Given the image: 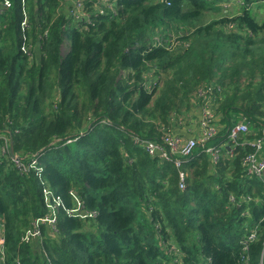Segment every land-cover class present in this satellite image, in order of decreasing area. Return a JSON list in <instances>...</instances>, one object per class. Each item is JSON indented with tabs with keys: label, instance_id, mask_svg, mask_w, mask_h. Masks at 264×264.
<instances>
[{
	"label": "trees",
	"instance_id": "1",
	"mask_svg": "<svg viewBox=\"0 0 264 264\" xmlns=\"http://www.w3.org/2000/svg\"><path fill=\"white\" fill-rule=\"evenodd\" d=\"M26 4L30 56L20 49L21 0H0V264H264V180L241 165L250 147L217 164L197 147L182 190L177 168L133 140L186 116L206 83L224 86L216 143L242 117L255 137L264 19L243 6L205 20L209 0H117L85 26L59 0ZM3 137L41 169L20 172L1 153ZM44 190L59 201L55 229L43 223L21 240L50 210Z\"/></svg>",
	"mask_w": 264,
	"mask_h": 264
},
{
	"label": "built area",
	"instance_id": "2",
	"mask_svg": "<svg viewBox=\"0 0 264 264\" xmlns=\"http://www.w3.org/2000/svg\"><path fill=\"white\" fill-rule=\"evenodd\" d=\"M1 2L6 8L10 5L11 0H1ZM91 2L92 7H95V10L93 11L94 13L87 11L85 0H72L70 4H68V8L73 18L78 22H82L85 26L86 24H93L92 19L95 14L106 15L109 14V12L116 11L117 0H92ZM252 2L257 3L258 0H249L248 2H246V0H234L233 5L237 6V11L243 6L248 7ZM261 2H264V0ZM222 5L225 8L231 6L228 0H224ZM23 13V18L27 19V22L24 21L23 24L20 22L22 37L21 46L23 43L28 45L29 41L27 35V29H29L28 14L25 11ZM23 25L28 27L24 29ZM233 26V22H229L227 27L232 28ZM39 38L41 37L39 36ZM28 50H26V54ZM28 55L30 56V51ZM152 74L153 73H150L149 75L152 76ZM151 78H155V76L153 75ZM203 88L205 91L202 90ZM211 88V85L208 87H200L197 90L198 92H195L194 94L195 99H193L192 102L194 103L197 101L199 103L200 117L198 120L197 130L193 135L184 137L180 134L173 133L170 126H162L160 128L159 136L154 138L135 136L133 139L134 142L137 143L148 155L157 157L163 161L171 162L178 170V186L182 190L186 188V180L189 175L188 169L185 168V164L189 162L194 150L197 147H202V150L208 155L212 164H217L221 157L225 155L230 157L234 156L237 153L238 147L244 148L248 146L250 149L243 154L241 158V165L248 175H254L259 179L264 180V121L261 122L259 129L255 131L256 136L253 138H247L246 135L249 133V121L242 117L231 127L227 128L226 133L221 138L219 143L211 144L210 141L215 139V137H219L220 131L223 129V125L219 122V116H217L214 111L213 100H211L210 95L212 90ZM3 139L4 144L1 148V153H9L11 161L20 172H27L30 169H41L37 156H34L30 161L24 163L20 155L10 153V141L6 137H3ZM44 193L45 199L48 201L47 206L50 210L44 216L34 219L33 225L25 231L21 240L28 241L33 237L40 236V225L43 223L49 225L50 228L55 229L57 209H54L52 205L57 208L59 201L56 198L53 199L55 202L50 201V192L48 190H44ZM87 214L92 215L95 213L91 211ZM83 215L85 216L86 214ZM256 235L257 233L255 229L247 235L243 241L244 249L247 248L249 241H253L256 238ZM2 244L3 236L1 232L0 251L2 250ZM170 249L173 252L177 251L176 246L173 244L170 246Z\"/></svg>",
	"mask_w": 264,
	"mask_h": 264
},
{
	"label": "rangeland",
	"instance_id": "3",
	"mask_svg": "<svg viewBox=\"0 0 264 264\" xmlns=\"http://www.w3.org/2000/svg\"><path fill=\"white\" fill-rule=\"evenodd\" d=\"M72 0H59V5H61V6H63V7H67L68 6V4H70V2H71ZM224 0H220V1H213V0H209V6H211V9L210 10H208V11H205V13H204V19L205 20H209V19H211V18H213V17H219V16H222V14L223 13H225V14H232L235 10L234 9H236V7L237 6H235V5H233V2H234V0H228V2L231 4V6H228L227 8H225L223 5H222V2H223ZM262 0H258V2L256 3V2H252L248 7L252 10V13L254 14V16L258 19V21H263V19H264V2H262V3H260L259 4V2H261ZM21 5H22V7H21V9H22V18H21V22H22V24H23V22L24 21H26L27 22V19H25V18H23V16H24V11L28 14V12H27V4H26V0H21ZM240 9V8H239ZM94 10V8L92 7V6H90V8L89 7H87V11L89 12V11H93ZM225 10H227V11H225ZM72 15V14H71ZM92 21H94V19H92ZM28 27V26H27ZM27 27H25L24 25H23V28L25 29V28H27ZM264 35V31L260 34V36L262 37ZM157 39V38H156ZM173 39H174V37H173ZM21 42H22V37H21ZM21 46V45H20ZM67 48H68V37H66L65 36V39H64V41H63V44H62V52H65L66 50H67ZM20 49H22V52L23 53H26V50H28V45L26 44V43H23L22 44V46H21V48ZM29 54V50L27 51V55ZM259 53L256 51V55H258ZM156 69V68H155ZM151 73H153V70H151ZM156 75V74H155ZM161 76H162V78H164L165 76H166V72H161ZM257 76V75H256ZM244 76H242V78H243ZM205 85H207V87L209 86L207 83L205 84ZM202 87H204V86H202ZM223 88H224V86H223ZM221 89V90H219V92H218V89H214V87H212L211 89L214 91V93H215V98H214V95L213 94H210L211 95V100H215V103H214V110L216 109L215 108V104H216V102L218 101V98L222 95V92H223V90L224 89ZM199 89V88H198ZM197 89V90H198ZM197 90H195V92H198ZM203 91H205V89L203 88L202 89ZM212 90H211V92H212ZM194 92V93H195ZM192 99H194V97L192 98ZM190 104H191V101H190ZM181 108H184V107H181ZM173 113H175V112H173ZM174 115V114H173ZM264 117V116H263ZM241 119V118H240ZM249 125H250V123H249ZM249 133H252V130H250L249 129ZM248 133V134H249ZM211 144H216V141H215V139L214 140H212L211 142H210ZM230 199L231 200H233V198H232V196L230 197ZM52 207L54 208V209H56L55 208V206H53L52 205ZM76 209V208H75ZM40 230H41V228H40ZM177 253V252H176Z\"/></svg>",
	"mask_w": 264,
	"mask_h": 264
},
{
	"label": "crops",
	"instance_id": "4",
	"mask_svg": "<svg viewBox=\"0 0 264 264\" xmlns=\"http://www.w3.org/2000/svg\"><path fill=\"white\" fill-rule=\"evenodd\" d=\"M93 8L95 10L94 6ZM193 97L195 99V96ZM192 100L193 99H191V104L188 110L186 111V116L183 117L174 116V118L172 119V125L170 127L173 133L180 134L184 137H188L196 132L198 120L200 117V111H199V103L197 101L193 103ZM1 231H2V222L0 220V236H1Z\"/></svg>",
	"mask_w": 264,
	"mask_h": 264
},
{
	"label": "water",
	"instance_id": "5",
	"mask_svg": "<svg viewBox=\"0 0 264 264\" xmlns=\"http://www.w3.org/2000/svg\"><path fill=\"white\" fill-rule=\"evenodd\" d=\"M9 151L11 154H14L12 138L10 139V142H9ZM263 173H264V171H263Z\"/></svg>",
	"mask_w": 264,
	"mask_h": 264
}]
</instances>
